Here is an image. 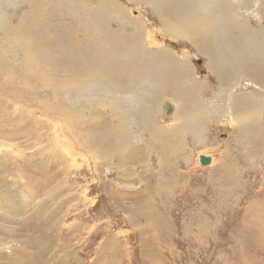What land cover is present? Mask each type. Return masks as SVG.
I'll return each mask as SVG.
<instances>
[{"label": "rangeland", "instance_id": "obj_1", "mask_svg": "<svg viewBox=\"0 0 264 264\" xmlns=\"http://www.w3.org/2000/svg\"><path fill=\"white\" fill-rule=\"evenodd\" d=\"M39 1L4 0L0 9L8 18L7 25L0 21V264H264V101L247 108L246 118L255 120L235 119L246 111L249 94L264 98V75L235 73L229 79L227 66L211 69V41L199 49L166 31L163 9L143 0H114L126 15L104 29L119 32L122 46L132 44L158 58L150 68L160 88L143 77L140 90L115 91L132 88V80L125 82L131 68L139 74L146 68L138 58L114 66L122 87L106 75L110 91L106 85L101 91H67L88 75L62 58L79 64L99 33L87 29L91 19L80 16L74 0ZM254 1L230 14L235 26L260 34L264 12ZM84 6L94 11L103 5L85 0ZM137 21L143 26L139 33L130 25ZM230 31L219 47L236 56L229 51H242V35ZM39 49L47 55L38 58ZM254 58L246 65L261 59ZM46 80L59 82L57 90L66 93L50 94L55 89ZM198 93L214 104H200L211 117L200 123L202 132L191 133L181 118ZM145 102L153 108L151 131ZM226 102L234 108L227 110ZM179 126L186 129L177 131ZM120 130L129 137L117 141ZM176 143L183 145L181 152ZM200 155L212 162L202 165Z\"/></svg>", "mask_w": 264, "mask_h": 264}, {"label": "bare ground", "instance_id": "obj_2", "mask_svg": "<svg viewBox=\"0 0 264 264\" xmlns=\"http://www.w3.org/2000/svg\"><path fill=\"white\" fill-rule=\"evenodd\" d=\"M3 1L4 0H0V9H2L4 7ZM67 1L69 2V0H67ZM88 1H90V0H88ZM105 1H107V2H105ZM143 1L145 3H147L148 5H150L153 9H155L157 11H158V9H163L164 11H166L165 12L166 13V17H163L162 15H160L161 16L160 19H162L163 25L166 26V31L169 32V33H171L172 35L177 36L178 38H188V40H190L191 43H197V44H195L196 47H198V44H200V46L198 47L199 49L202 46V42L211 41V45H209L207 47L208 48H211V49L213 48V53L211 54V56H212L211 57V59H212L211 69L212 70H216L217 69V71H221L222 69H225V67L227 66L230 70L229 71L228 70H225L226 73H224V72L223 73L225 74V76L227 75L229 77V79H231V77H234V76H240V77L245 76V77H248V76L255 75V74L256 75L258 74L257 76H259L260 78H262V75H264V68L262 67V65H264V29L263 30H259V32H260V34H259L257 31L256 32L254 30H251L250 31V29L247 28L248 27L247 25H243L242 24V25L235 26L234 25L235 23L232 22L233 19H231V14H230L232 12V10L238 8V6H241V9H242V8H247V7H250L252 5H255V1L254 0H239L238 1L239 3H234L233 0H229V1H231L232 4L231 3H228L227 0H223L221 2H217L216 0H212V1H210V0H143ZM39 2H41V0ZM51 2H52V0H51ZM103 2H105V4H103ZM258 2H261L262 3L260 5V9H262L263 12H264V0H256V4ZM29 3H31V0H30ZM65 3L67 4V2H65ZM174 3H178V6L174 5ZM36 4H38V3H36ZM41 4H43V2H41ZM73 4H75V5L78 4L80 6V8L78 6V8L80 10V11L78 10L80 12V13L79 12L78 13L80 14V16L82 15L83 18L84 17H88V18L91 19V21H90L91 23H89V24L86 23L87 24V27H88V28L87 27L86 28L89 29L90 31H94L96 33L98 32L99 35H100V37H99V35L98 36L96 35V37H98V40L93 41V45H91L92 47L87 48L88 45L86 46V49H87L86 50V53H83V52L81 53V62L79 64L75 63L70 57L64 56V58H62L63 62L66 61V66L69 67L70 69H73L74 67H78L82 71V73H86L88 75L87 76V79L84 80L86 82L85 83L83 82L84 83L83 85L82 84L74 85V84H72L73 82H71L70 83L71 86L69 88H67L68 89L67 91L80 90L81 92H85V91H91L92 88H94L95 90H100L101 91L103 89H106V86H107V89H108L107 91H110L111 90V88H110V82L108 81V79H106V75L107 76H109V75L112 76L113 79L117 78L118 79L117 82H119V87H122V84L120 83V81H121V79H123V77H121L119 74H117L114 71V66L115 65L116 66L117 65H127L130 60L133 59V60L137 61L138 58H140V60L144 61V63L145 62L147 63L146 68L143 67L142 70H140L141 71V74L135 72L133 70V68H131V72H129V73L126 74L128 81L126 80L125 82H126V85H128L129 82L132 80V88H122V89L121 88H118L115 91L117 93H121L125 89V91H127L129 93H134L137 89L140 90V88H143L142 87V84L143 83H141V79L143 77H149L150 78V82L149 83L151 85H155V86H158L160 88L161 80H159L158 78H155V79H158V81H155L154 78H153L154 79L153 80L152 79V72L154 74V70L151 72L152 65H155V63H156V61H157L158 58L156 59L154 57L149 56L147 52L145 53L140 48L139 49L133 48L132 44H130L129 47H127L128 45H127V43H125V45H127V46H124V45L122 46V42L120 41L121 40V38H120L121 36H120V33L119 32L112 31L113 28L111 29V32H108L106 29H104L106 27V25L112 19H114V18L117 17L116 18V21H117L119 19V17H124L126 15V10L123 9L124 7L122 8L114 0H102V5L103 6L102 7H98V8L96 6V8L95 7L92 8L94 11H92L91 9H87V10L85 9V6H84L85 0H74V3ZM47 5H49V3ZM52 6H53V4H52ZM52 6H51V8H52ZM32 7H33V5H32ZM35 7H36V5H35ZM43 7H45V5ZM60 7H61V5H60ZM62 7H63V5H62ZM47 8L49 9L48 6H47ZM99 9H100V12H98ZM67 10H68V8H67ZM70 12L73 13L72 11H70ZM2 13H3V11H1V13H0V21L2 23H4L5 25H7L8 23H6L5 20H7L8 18L6 17V15L4 13L3 14ZM78 13L76 12V14H78ZM75 17H76V15H75ZM164 18H165V20H164ZM237 21H238V19H237ZM129 22L130 21L127 20V23L128 24H129ZM82 23L85 24L84 20H83ZM82 23H81V25H82ZM96 23H98L99 26H96ZM41 24L39 23V25H41ZM66 24H67V22H66ZM124 24H125V22H124ZM76 25H78V24H76ZM130 25L133 28H135V29L137 28V32L138 33L141 32V31H143L142 21H137V22H135L133 24H130ZM232 29H237L240 32V35H242V39L240 38L239 41L242 43L240 45L243 46V49L241 47V50L242 51H240V53H238L237 49H233V51L231 50V52L229 51L230 54H233V55L234 54H239V55H236V56H232V55L226 56L222 52V50H224V49H222V48L219 47V43H221L220 42L221 39L223 41L224 39L227 38V36H228V33L227 32L230 31V30H232ZM83 30H84V28H83ZM211 31H212V34L210 33ZM206 32H207V35H210L211 34L209 38L206 37L207 40L204 37V35H205ZM91 34H93V33L90 32V35ZM226 34H227V36H226ZM228 37H230V35ZM68 39H66V40H68ZM91 40H90V42L92 44V41ZM230 41H231V39H230ZM68 43H69V41H68ZM86 44H88V43H86ZM224 44H226V43H224ZM83 45H84L83 43H80V48L83 47ZM205 45H207V44H205ZM74 46H76V45H74ZM84 49H85V47L83 48V50ZM202 49H204V48H202ZM205 50H207V48H205ZM37 52H38L37 53V57L38 58H42L43 56L47 55V52L44 51V50L42 51V50L39 49ZM92 53H94L93 56H92ZM145 54H147V55H145ZM88 55H91V56H88ZM260 55H262V56H260ZM49 57H51V53L50 52H49L48 58ZM135 57H137V59H135ZM254 57H260L261 59L259 61H255V60L254 61H251L250 63H248L246 65L247 59L248 58L250 60L256 59ZM152 63H154V64H152ZM168 63H167V65H169ZM219 65H220V68H219ZM120 67H123V66H120ZM237 67H240V70H238ZM0 68H2V67L0 66ZM262 68H263V71L261 72L260 70H262ZM163 69H164V67H163ZM144 70H146L145 73H143ZM174 70H175V68H174ZM182 70H184V69H182ZM188 72L190 73V71H188ZM235 73L237 75H234ZM17 76H21V75L19 74ZM122 76H124V75H122ZM172 78H173V76H172ZM238 79H239V77H238ZM176 80L178 81V79H176ZM259 81H263V79H261ZM143 82L145 83L146 81L143 80ZM46 83H47V85H48L49 88L52 87V88L55 89V90H53L54 92L50 93V94H52L54 96H57L60 93L59 91L62 90L61 88L59 90H57L59 87H61L59 82H55V83L53 82V84H52L53 86L51 85V83L48 80H46ZM180 84H182V83H180ZM166 85H169V84L167 83ZM225 85H227V84H225ZM163 86H164V84H163ZM120 89H121V91H120ZM221 89L223 90V87ZM26 91H27V89H26ZM29 91H31V90H29ZM36 92L41 97H43L41 95L42 91L36 90ZM62 93H66V90H62ZM50 96L51 95L47 96V98H49ZM43 98H45V97H43ZM245 98H246V96H243L242 97V100H244ZM194 99L196 101L190 102V104L188 105L189 106V109L187 110V115H185V117L184 118H181V119L184 120L183 121L184 126L185 127L188 126V130L191 133L192 132L194 133V131H197V130H199V133H200V132H202V128H201V125H203L201 123L202 120H204V118L211 117V116H209V114L211 112L209 113V112L200 111V110H202L201 108L199 109L200 104L206 102L205 99H203V98L200 97V94H199V98L194 97ZM246 99H247L246 111L244 112L243 110H241L242 111L241 113H244V114L243 115L240 114V117H235L236 121L239 124H242V123L244 124L248 118L251 119V120H255L254 118L250 117L249 114H248V118H246L247 108H248V106H249V108H254V109L255 108H258V107L261 106V104L264 101V98H257L253 94H249V96ZM86 102H87V100H86ZM209 102H206L205 104L206 105L207 104H209V105L214 104L213 102H210V103ZM145 104L143 106L145 108V112L147 113V120H148L147 128H149L150 129L149 131H151V130L156 129V125H155V123H154V121L152 119V117H153V108L150 110V108L148 106V103L145 102ZM226 105H227V110L228 109L231 110V109L234 108L232 102H226ZM229 105H232V106L230 107ZM213 108H214V106H213ZM52 109L53 110H57V107H52ZM59 110H57V111L60 114V116H63L65 119L68 118V117H70L67 114V112H66V115H65L62 111H59ZM182 110H183V108H182ZM236 112H240V110H236ZM253 114H256V113L255 112H252V115ZM179 115H181V113ZM179 115L177 116V118L174 119V120H176L175 122H177V123H179L180 122L179 120H181V119H179ZM235 116H237V115H235ZM200 123H201V125H200ZM179 125H181V124H179ZM185 127L179 126V127L175 128V129L176 130L177 129H181V128L182 129H186ZM120 132H121V134H118L117 133V141H118V139L120 137L121 138L129 137L128 135H126V136L123 135V133L125 132V130L124 131L120 130ZM196 134L197 133H195V135ZM121 138H120V140H121ZM166 139H169V138H166ZM127 140H128V138H127ZM177 143H179V142H177ZM177 143L175 144L176 150L178 152H181L180 150H182L183 145L182 144H177ZM161 144H162V142H161ZM161 144H160V146H161ZM162 146H163V144H162Z\"/></svg>", "mask_w": 264, "mask_h": 264}, {"label": "water", "instance_id": "obj_3", "mask_svg": "<svg viewBox=\"0 0 264 264\" xmlns=\"http://www.w3.org/2000/svg\"><path fill=\"white\" fill-rule=\"evenodd\" d=\"M197 62H198V64H201L202 60H198ZM172 109H173V104H171V102L167 101V103H166L167 112L172 111ZM199 159H200V162L202 165H208L212 162V157H210V156L200 155Z\"/></svg>", "mask_w": 264, "mask_h": 264}, {"label": "trees", "instance_id": "obj_4", "mask_svg": "<svg viewBox=\"0 0 264 264\" xmlns=\"http://www.w3.org/2000/svg\"><path fill=\"white\" fill-rule=\"evenodd\" d=\"M134 260H135V257H134Z\"/></svg>", "mask_w": 264, "mask_h": 264}]
</instances>
